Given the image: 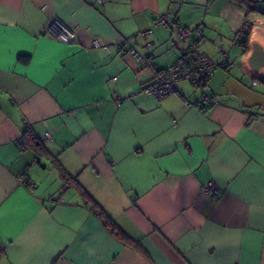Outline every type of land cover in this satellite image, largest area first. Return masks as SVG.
I'll return each instance as SVG.
<instances>
[{
  "label": "crops",
  "instance_id": "1",
  "mask_svg": "<svg viewBox=\"0 0 264 264\" xmlns=\"http://www.w3.org/2000/svg\"><path fill=\"white\" fill-rule=\"evenodd\" d=\"M253 1L247 16L235 0H0V264H264V80L248 63L252 43L264 48V0ZM160 14L230 63L157 100L143 92L152 69L119 45L172 64L188 42ZM203 93L218 102L191 104Z\"/></svg>",
  "mask_w": 264,
  "mask_h": 264
},
{
  "label": "built area",
  "instance_id": "2",
  "mask_svg": "<svg viewBox=\"0 0 264 264\" xmlns=\"http://www.w3.org/2000/svg\"><path fill=\"white\" fill-rule=\"evenodd\" d=\"M96 1L98 3L104 2V0ZM154 22L162 26L171 27L177 39L183 42H188L183 53L172 64L164 68H157L153 65L152 59L149 56L138 52L134 47L125 49L123 44H120L119 46L122 48L123 52L129 53L136 59L140 60L142 64L149 66L152 69L153 81L143 89V92L154 97L155 99H163L174 92L175 83L177 81L185 80L194 87H200L213 75L218 67H224L230 63L229 60H226L224 63H216L204 52L200 51L194 42L188 41L191 30L174 20L169 14L158 15L155 17ZM48 25H57L59 27L60 32L56 37L62 42H70L75 38V31L59 22V20L55 17L49 20ZM149 31L150 30H144L141 32V34L144 35ZM194 32L197 35H201L200 29H195ZM243 37V30L238 29L234 37L235 43H240ZM92 45L94 47H102L107 49V44L101 45L97 40H93ZM220 52L226 59L227 53L222 47L220 48ZM113 79L116 80L117 77L114 76ZM258 84V80L252 81L253 86ZM217 102L218 101L212 98L210 95L203 93L191 104H195L198 107H205L208 104H216ZM47 136L48 133L46 134V137ZM19 182L24 186H31L25 174H21L19 176ZM202 190L215 192L216 188L210 183L203 185Z\"/></svg>",
  "mask_w": 264,
  "mask_h": 264
},
{
  "label": "trees",
  "instance_id": "3",
  "mask_svg": "<svg viewBox=\"0 0 264 264\" xmlns=\"http://www.w3.org/2000/svg\"><path fill=\"white\" fill-rule=\"evenodd\" d=\"M239 4L243 5L246 8V15L250 12H253L256 10L255 8V3L253 0H235ZM249 25L248 23L245 24L244 28L242 29L244 32V37L241 40V44L246 45L248 34H249ZM29 137V136H28ZM25 141L27 145L31 148L34 149L37 153H43L45 151L43 145L40 142H36L34 138H25ZM58 170L60 171L61 176L63 179L68 183L71 182L74 186L77 187L78 191L82 194V196L87 200V201H93L90 195L79 185L76 179L70 180V177L67 176L66 172L62 169L60 165H56ZM94 210L97 212L98 216L103 220L104 224L110 228V230L116 234V236L123 242L127 244H133L130 239L126 236L124 232L119 230L116 225L114 224L113 220L110 218V216L102 210L94 201H93V206Z\"/></svg>",
  "mask_w": 264,
  "mask_h": 264
},
{
  "label": "water",
  "instance_id": "4",
  "mask_svg": "<svg viewBox=\"0 0 264 264\" xmlns=\"http://www.w3.org/2000/svg\"><path fill=\"white\" fill-rule=\"evenodd\" d=\"M248 63L253 71L257 72L259 77L264 80V48L256 42L252 43Z\"/></svg>",
  "mask_w": 264,
  "mask_h": 264
}]
</instances>
